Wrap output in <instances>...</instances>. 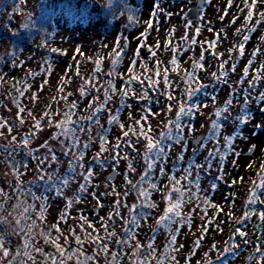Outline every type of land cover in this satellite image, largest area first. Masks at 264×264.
Masks as SVG:
<instances>
[{
  "label": "rangeland",
  "instance_id": "obj_1",
  "mask_svg": "<svg viewBox=\"0 0 264 264\" xmlns=\"http://www.w3.org/2000/svg\"><path fill=\"white\" fill-rule=\"evenodd\" d=\"M197 1L132 0V3H135L140 10L139 25L134 27L128 18L119 13L118 6L115 5L116 3L122 4L121 0H0V122H6L3 127H0V235L4 238V249L8 252L11 249L23 252V236L29 227L25 222L30 220L33 221L31 226L35 225L28 233L31 236L30 242L39 244L44 251L42 260L45 262H48L47 255L50 254L60 259L54 241L61 244L65 255L67 251L74 249L77 251L78 247L82 248L83 256L94 257L89 264H113L114 255L117 264H134L137 258L142 259V249L149 243L154 230L155 218L153 217L155 214L152 209H139L150 215L141 221L139 228L132 226L136 232V238L127 246L118 245L117 238L112 237L108 242V251L103 252L99 250V243L91 238L98 236L100 241L108 240V233L104 231L105 223L109 232L114 230L118 237H125V225L120 217H113V220H109L108 217L110 213H113L114 204L119 199L121 201L120 214L125 219L128 218V208L123 205L131 206L139 201L136 191L132 190L127 180L137 183L145 170L142 154L145 152L147 141L141 137L137 143V138L131 132L129 137L124 138L118 125L114 124L109 128L110 125L107 124L109 116L115 114L116 109L119 108L118 89L125 87V81L131 79L132 73L138 74L139 79L131 85L136 95H130L126 99L125 103L128 107L122 116L121 123L124 124V131L128 130L130 125L136 126L139 130L135 121L141 118L145 108L150 107L152 113L158 114H150L148 120L142 123L145 130L149 125L151 126L152 131L149 134L156 138L164 130L163 126L167 121L175 118L178 105L170 102L173 110L170 113L167 112L169 102L162 101L156 92L148 88L147 77L158 80L157 87L163 91L165 89L164 69H168V77L176 78L172 83L175 89L172 95L176 98L174 101H177L185 88L182 77L186 72L192 71L193 63L199 61L202 51L205 55V60L202 62L204 66L197 70L199 81L202 84L209 83L212 86L214 83L212 73L219 74L220 63L228 61L225 65V71L228 72L227 83L216 82L215 87L209 86L206 89L204 100L198 105L206 104L207 107H201L191 121L194 124V132L189 136L188 129H185V137L189 140L187 152L184 154V163L180 165L179 170L176 169L178 176L181 177L183 168L193 156L192 149L195 140L208 134L209 125L216 118L215 111L223 107L229 98H233L230 93L234 90L237 96L233 98L230 111L232 116H236L240 111V106L244 103L241 98L246 95L244 89L249 87V81L256 74L255 70L264 64V20L260 17V14L264 13V0H256V7L252 9V19L248 23H246L248 14V9L245 8L246 0H232L230 7L228 6L229 0H207V6L200 12L201 21H189L186 12L196 5ZM247 3L251 4L252 0H247ZM157 4L159 10L156 8ZM86 15L90 16L88 20ZM252 26H255V30L247 31ZM197 27L201 29L198 36L195 34ZM238 30H241L239 34ZM245 32L250 38L245 44V54L239 58L238 45ZM217 33H219V39H217ZM184 37H187V41ZM192 39L197 41L195 45H191ZM19 40H25L28 45L21 46ZM214 41L215 47L209 48L208 45ZM138 46L139 56L136 57L135 67L130 73L129 68ZM234 46L236 50L231 52L230 58L229 52L234 49ZM174 48L177 49L175 55L178 59L175 71L172 70L170 64L174 56ZM52 49L57 51L53 52ZM149 49L156 53L155 56L149 54ZM257 49L259 51L253 56V52ZM118 51L121 52V59L115 68V75L110 76L109 73L113 71V60ZM97 61L102 62L100 70L104 71L102 74L104 78L97 74ZM249 61H251L249 75L244 77L243 70ZM233 63L236 64L234 73L231 71ZM158 64L161 74L156 77ZM141 65L145 66L141 67ZM93 75L95 79H90ZM109 80H112L116 92H110L112 99L108 107H105L103 114L102 112L99 114L100 125L109 129L106 134L108 151L100 157L105 161V167L101 168L98 164L91 166L88 163L99 151L100 145L98 132L101 129L93 124L91 126L93 139L81 161L85 166V172L90 166L94 169L87 192L77 199L79 184L83 183V177L77 175L76 179L63 190L62 195L58 196L52 191H44L43 195H40L44 197L43 200L39 197L31 203L28 194L18 189V185L24 181L25 183L30 181L33 188H39L42 186L36 184V179L41 168L49 173L58 171L60 175H64L69 168L71 154L64 156L60 141L53 139L58 131L55 124L64 118V112L75 103V115L72 119L76 121L83 117V124L87 127V118L100 103L104 102V90L109 87ZM241 80L243 83H240ZM139 81H143V84ZM82 85L86 86L87 95L85 96L80 95ZM61 88L63 91H60ZM142 89L151 91L150 99H140ZM260 91H264V78L252 90L250 111L253 118L250 122L237 129L231 121H225L221 130L219 138L221 146L225 143V135L242 132L244 138H237L234 143V148L241 153L239 158L236 159L234 155L227 157L222 174L223 180L217 181L218 186L215 191L211 189V183L218 175H221L218 172L219 159L213 162L209 175H206L203 169L200 170L199 190L192 187V192L198 191L201 197L207 196L209 203L205 205L202 201L185 198L182 215H191V221L190 226L187 223L179 226V231L176 233L175 247L179 251L173 252L176 257L173 264H209V261L212 264H221L222 260L225 264H261L256 249L259 248L261 252H264V221L259 218L260 211L264 210V204H247L253 181L259 183V175L264 172V127H257V125L264 126V111L260 110L264 105L255 101V96ZM212 96L216 97L215 101L211 99ZM94 97H98L95 102H93ZM136 100H139L138 105H132ZM90 102H93L92 108H89ZM193 102L197 104L196 100ZM17 104L24 108L23 113L19 112ZM46 111L51 115L45 116ZM21 119L23 123H20ZM49 119L52 120L51 125ZM36 120L41 123L39 130L34 126ZM23 132H27V135L35 133L30 137L28 146L33 150L32 155L20 146V135ZM13 137L16 139L13 140ZM118 138L121 143L119 149L121 156L127 153L134 171H129L127 167L129 160L123 159L120 160L118 168L113 171L111 157L117 151L114 145ZM80 139L82 147V144L88 140L87 132L82 133ZM128 139L135 145V150L124 145V141ZM45 143L58 156V162L51 163V166L47 161L41 165L39 159L33 158L47 154V148L41 147ZM5 145L9 146L13 153L11 159L20 160L26 155L33 158L34 161L29 164L28 169L22 170L21 176L11 175L10 166L5 162L6 158L10 159L8 152H5ZM251 145H255V149L248 154ZM182 147V144L173 146L165 174L155 176L154 182L160 185L163 192L152 193L151 201L158 204L155 210L160 216L167 207L166 196L171 186L165 187V185H168L169 176L173 174L172 159H176ZM213 147L214 143L209 141L207 147L196 157L197 163L203 162L208 150ZM234 159L235 164H233ZM157 168L160 172L159 164L156 165ZM77 171L79 172V168ZM110 175L113 178L108 180ZM195 178L196 169H193L192 179L195 180ZM181 186L186 188L187 181H182ZM113 187L119 195L111 194ZM43 188L46 189L45 184ZM105 188L108 189L105 190ZM258 195L264 200V190H258ZM97 198H99V206ZM68 199L73 201L69 209L66 208ZM175 199L176 194L173 193V200ZM42 203L45 205L43 218L40 215L36 216V212L41 210ZM212 204L218 207L214 208ZM33 206H36V209ZM205 207L207 208L206 213L202 210ZM25 209H29L28 216ZM251 210H255V215L244 219L245 212ZM62 215L64 220L59 224V231H57V228L53 227L54 221ZM81 216L85 217L92 227H88V224L81 220ZM34 221L37 223L34 224ZM241 221L246 222L241 223ZM172 227L176 229L178 226L173 225ZM237 228L241 229L245 235H238ZM8 231H10L9 234ZM57 232L60 233L59 239L55 237L58 235ZM42 233L48 234L47 243ZM76 235L81 237L80 246L76 243ZM163 235L164 233L159 234V238L153 245L156 249V258L163 254L169 240L167 233L166 239ZM197 239H201L199 247L194 244ZM137 242L141 245L139 257L133 256V253L138 251ZM213 245L216 247L213 248ZM229 245H234V247L225 252L224 249ZM83 256H73L64 264H77V260H82ZM151 262H156V259H152ZM0 264L26 263L20 255H15L11 260L9 255L4 256L0 251ZM165 264H168V261H165Z\"/></svg>",
  "mask_w": 264,
  "mask_h": 264
},
{
  "label": "snow or ice",
  "instance_id": "obj_2",
  "mask_svg": "<svg viewBox=\"0 0 264 264\" xmlns=\"http://www.w3.org/2000/svg\"><path fill=\"white\" fill-rule=\"evenodd\" d=\"M232 4V0H229V7ZM256 7V0H252V3H247V0L245 2V8L248 9V14L246 17V23L250 22L253 16L252 9ZM157 10H159V5H156ZM155 15V13H154ZM260 17L262 20H264V13L260 14ZM234 22V21H233ZM259 23V21H258ZM27 28V25H25ZM149 27H151V24H149ZM190 27V25H189ZM211 30V29H209ZM255 26H252L247 31H254ZM201 29L197 27L195 29V34L198 36L200 34ZM241 30H238V34ZM249 35L247 32L242 35L241 42L238 45V52L240 56L242 57L245 54V44L249 40ZM217 39H219V33H217ZM184 40L187 41V37H184ZM191 45H195L197 41L195 39L191 40ZM127 47V45H125ZM158 47V45H157ZM203 47V45H201ZM209 48L215 47V41L210 43L208 45ZM236 50V46H234L233 50H230L229 55L231 58V52ZM53 52L57 51L56 49H52ZM177 49H173L174 56L172 60L170 61V64L172 66V70L175 71L176 67L178 65V59L175 55ZM259 50L253 52V56L257 54ZM149 54L152 56H155V52H153L151 49H149ZM213 55H216L213 53ZM139 56V46L137 48V51L135 53V56L132 59V64L130 65L129 72L132 73V69L135 67L136 64V57ZM219 58V57H217ZM121 59V52L116 53V57L113 60V71L109 73L110 76L115 75V68L117 66V63ZM205 60L204 51L201 52V55L199 57L198 62H194L192 66L191 72H186L185 75L182 77L183 83L186 85V87L183 90V97L184 99H181L178 102L177 106V112L174 119H169L167 123L163 126V129L160 132L159 137L154 138L149 133L152 131L151 126L149 125L147 130H145L144 125L142 121H147L149 118V115H157L158 113H152L151 108L147 107L144 109V114L141 116L139 120L135 121V125L139 126V130H137L136 126L130 125L128 130L124 131V124L120 121V112L121 109L128 107V105L125 103L126 99L132 95L135 96L136 93L132 89L131 85L133 82L138 80V74L132 73L131 79L128 81H125V87L121 89V104L120 107L116 109L115 114H111L109 116V119L107 120L108 125L116 124L119 126V128L122 130V135L124 138L129 137V133L131 132L133 136L137 138V143L139 142V139L142 137L146 143L145 152L142 154V160L145 165L144 173L141 175L140 180L137 183H133L131 180H127L128 184H131L132 190H135L137 193V199L138 203L133 204L131 206L124 204L123 207L128 208V218L125 219L120 214V206L121 201L119 199L116 200L114 204V211L113 213H110L108 219L113 220V217H120L121 221L125 225L124 227V233L125 237L120 238L117 236V233L113 230L111 232L108 231L107 224L104 225V231L108 233V240L106 241H100V238L97 237H91L94 241L99 243V250L103 252L108 251V242H110L112 237H116L117 244L120 246H127L129 243L136 238V232L134 231V228L132 226H135V228H139L141 225V221L145 219L150 213L139 211V209H154L156 208V204L151 201V194L152 190H158V185L155 181V173L154 169L157 164L160 166V175H164L166 171V165L168 161L169 154L173 148L174 145H183L181 153L176 157V163L173 165L174 168L177 170L180 169V165L183 163L184 160V154L187 152V147L189 140L185 137V129H188L189 136L194 132V124L191 122L195 115L200 111L201 107H207L206 104L204 105H197L195 104L194 98L202 91H205L209 85H203L200 83L197 70L203 68V61ZM228 63V61H222L219 65V74L217 72L212 73V78L216 82H224L227 83V76L228 72L225 71V65ZM141 67H144V65H141ZM251 67V61H249L248 65L244 68L243 74L244 77H248L249 75V68ZM50 72V67H49ZM100 70V62L97 61V67L96 71L98 72ZM236 70V64H232L231 71L234 73ZM256 74L253 76L252 80L249 81V87L247 89H244V92L246 95H243L241 98L243 99L244 103L240 106V111L236 116L231 115L230 109L233 106V98H236L237 93L233 90L230 95L233 98H229L225 105L221 108H218L214 115L215 119L211 121V124L209 125V132L206 136L197 138L194 143V147L192 149L193 156L189 159L188 164L183 168V175L177 179L175 176V173L169 176L168 179V185H165V187L171 186L170 191L168 192L166 196L167 200V207L163 213L157 220V226L158 228H163L166 230L169 240L164 248L163 254L159 257H155L156 249L153 248V243L149 242L146 249L145 257L141 260L137 258L134 261V264H150L152 259H156V264H165V261H168V264H173V262L176 260L175 255L173 254L174 251H179L175 247L176 241H177V232L179 231V226H183L184 224H189L191 221V215H182V205L186 202V197L188 200L196 199L198 201H202L205 205L209 203V200L207 196L201 197L199 195V192H192V187H195L197 190L200 188V170L203 169L204 173L206 175H209L211 173V170L213 168V162L219 159V168L218 172L221 173V175H218L215 178V181L211 183V189L213 191L217 188V181L223 180V171L224 166L227 160V157L229 155H234L236 159L239 158L241 155L240 151L236 150L234 148V143L237 138H244L242 135V132H238L234 135H225L224 136V145L221 146L219 142L221 130L224 127L225 121H231L234 128H240L241 125H246L250 122V120L253 118L250 107H251V99L250 97L253 96L252 90L257 87V83L264 78V64H262L258 69L255 70ZM168 69H164V78L163 83L165 85V89L163 91L159 90L157 87L159 84L158 80L153 79L152 77H147L148 80V88L151 89L153 92L158 93L160 96H164L167 101H169L167 105V112H171L173 110V105L170 103L171 100L174 99L172 92L175 90L172 87V82L169 80L168 77ZM161 74L159 64L157 65V69L155 72V76L159 77ZM90 79H95V75L91 77ZM139 83L143 84V81H139ZM240 83H243L241 80ZM109 87L104 90V102L100 103L92 112V114L87 118L88 119V126L85 127L83 124L84 118L81 117L80 120L74 121L72 117L75 115L74 109L76 108V104L73 103L68 111L64 112V118L60 120L58 123L55 124V127L57 128V133L54 134L53 139H57L60 141L61 145V151L63 152L64 156H69L71 154V159L69 160V168L68 171L64 175H60L58 171H53L51 173L47 172L46 170L42 169L40 170L39 174V180L42 181L46 185L45 191H52L56 195L60 196L63 193V190L70 184V182L74 181L77 177V175L83 177V183L79 184V188L77 190L76 196L77 199L81 197L82 194L87 192V188L89 186V183L91 182V179L94 174V169L90 166L87 170V172L84 171V165L81 163L83 161L85 156V150L89 148L90 142L92 141V128L91 126L93 124L98 125L101 129L100 132H98V135L100 136V145H99V151L96 153V155L92 158V161L90 164H98L101 168L105 167V161L100 159L102 154L106 151H108L106 145L108 143L106 134L108 133L109 129L105 128L103 125H100V113L105 110V106L107 103L112 99V96L110 95V92L115 93L116 89L112 82V80L108 81ZM43 87V85L41 86ZM60 91H63V88L60 89ZM98 91V90H97ZM23 95V93H21ZM71 95V93H69ZM80 95L85 96L87 95L86 86L82 85L80 88ZM35 99V97H33ZM140 99L142 100H148L149 97V91L148 89H142L140 93ZM211 99L213 101L216 100L215 96H212ZM98 100V97H94L93 102ZM255 101L260 104L264 105V91H260L255 96ZM158 102V101H154ZM17 107L19 109L20 113L24 112V108L17 104ZM89 108H92V102L89 103ZM261 111H264V107H261ZM31 115V113H29ZM45 116H50V112L46 111L44 113ZM187 121V122H186ZM23 119L20 120V123H23ZM4 123L6 122H0V127L4 126ZM49 124H52V120L49 119ZM35 128L40 129L41 123L39 120H36L35 122ZM203 127V125H202ZM258 128L264 127L261 125H257ZM9 131H11V128H9ZM87 132L88 134V140L82 144L81 147V139L80 135L82 133ZM35 133H30L29 135H26L23 140L21 141L22 147L28 150V154L32 155L33 150L30 149L28 146L30 144V137L34 136ZM63 137V139H61ZM16 138L13 137V140ZM211 141L214 143V147L212 149L208 150L207 155L204 158V161L201 163H197L196 157L200 152H202L206 147L207 143ZM124 145L126 147H132L133 150H135V145L133 142L128 139L124 141ZM42 148H47L48 152L46 155L42 157H33L40 160V164L43 165L45 161L49 162V166H51V163H57L58 162V156L56 155L55 151L48 147V144H42ZM114 148L117 150L115 152V155L111 157V160L113 162V171H115L118 166L121 159L123 160H129V157L127 153H125L123 156H121V153L119 149L121 148L120 139L118 138L117 143L114 145ZM255 145H251L249 152L251 153L254 151ZM7 151V149H5ZM235 159L233 160V164H235ZM13 167H16L15 160L12 161ZM251 166V165H249ZM129 171H134L132 162L129 160V163L127 165ZM77 168H79V172L77 171ZM193 169H196V178L195 180L192 179L193 176ZM19 174V173H18ZM243 179L242 177L240 178ZM182 181H187V187L181 186ZM233 184H235V181H233ZM258 190H264V172L259 175V183H256V181H253V188L250 192L249 198L247 200L248 205H256L258 203L264 204V200L260 198L258 195ZM173 193L176 194V199L173 200ZM23 194V193H21ZM29 195H32L31 191L28 192ZM112 195H119L116 193L115 188L113 187ZM107 195V193H105ZM125 195H127V192H125ZM34 199L36 197H33ZM41 200L44 199V197H40ZM98 200V206H99V198ZM73 204V201L71 199L67 200L66 208H71ZM199 206V205H198ZM212 207L216 208L218 207L215 204L211 205ZM44 208L45 205L41 204V210H40V217H44ZM205 213L207 212V208L202 209ZM29 209H25V212L27 213ZM252 215H255V210L246 211L244 214V219H249ZM84 223L88 224V227H92V225L86 220L85 217H80ZM259 218L261 221H264V210L260 211ZM61 221L64 220V216L62 215L59 218ZM243 223V221H241ZM172 225H177L178 227L176 229H173ZM35 225L29 226L27 229V232L30 233L31 229ZM53 227H56L55 225ZM57 231L59 229L57 228ZM82 232H83V226H82ZM236 233L240 236H244L245 233L241 231V229L237 228ZM74 234V233H73ZM157 233L154 232L153 235H156ZM42 235H45V242L47 243V235L46 233H42ZM86 238H88V234H86ZM31 236L25 234L24 235V242L22 245L23 255L27 256L28 259H32L31 256V249L32 245L30 243ZM75 240L78 246L82 244L81 237L79 235L75 236ZM3 242L4 238L3 236H0V251L3 252L4 256H8L9 252L3 248ZM67 242V238H66ZM56 244V249L58 253L60 254V259H52L51 264H64L66 260H71L73 256H83V250L82 248L78 247L77 251L73 252L72 254L65 255L63 247L57 242L54 241ZM196 247H199L201 244V239H197L194 242ZM182 247V246H181ZM216 246L213 245V248ZM234 245H229L228 248L224 249L225 252H228L231 248H233ZM137 252L133 253V256L139 257V249L141 248V245L139 242L136 243ZM256 252L259 253L261 264H264V252H261L259 248L256 249ZM17 255H20V252H17ZM94 259L93 256H83V259H78L77 264H89L90 261ZM250 259H252L250 257ZM113 264H117L115 255L112 257ZM209 264H212L211 261H209ZM221 264H225V261H221Z\"/></svg>",
  "mask_w": 264,
  "mask_h": 264
},
{
  "label": "flooded vegetation",
  "instance_id": "obj_3",
  "mask_svg": "<svg viewBox=\"0 0 264 264\" xmlns=\"http://www.w3.org/2000/svg\"><path fill=\"white\" fill-rule=\"evenodd\" d=\"M100 64H101V66H102V62H100ZM103 68V67H102ZM104 73V71H98L97 72V74H100V77L102 76V74ZM103 78H104V76H102ZM101 77V78H102ZM107 79V78H106ZM139 79V78H138ZM169 79H170V81L173 83V81H175L174 79H176V78H172V77H169ZM185 87H186V85H185ZM117 94H119V96H120V98H119V107H120V104H121V90L120 89H118V93ZM156 94H158V93H156ZM159 97H161L162 99V101H164V102H169V101H167L166 100V98L164 97V96H160L159 95ZM176 98L174 97V99L173 100H171L170 102H174L176 105H178V102L181 100V99H184V97H183V95H181V97L177 100V101H174ZM201 101L202 100H200V103H201ZM109 103V102H108ZM108 103H107V105L105 106V107H108ZM92 107H93V102H92ZM106 109V108H105ZM122 110V109H121ZM103 112L104 111H102V114H103ZM27 132H23V133H21V135H20V145H21V141L23 140V138L27 135L26 134ZM5 149H7V151H5V152H8V155H9V157H10V159H8V158H6V160H5V162H6V164H8L10 167V173H11V175L13 176V177H15V176H19L21 173H22V170H25V169H28L29 168V164L30 163H32L34 160H33V158L32 157H28L27 155L23 158V159H20V160H16V159H14L15 160V163H16V167L14 168L13 167V164H12V161H13V159H11V158H13V156H12V151H11V149L9 148V146H7V145H5ZM8 159V160H7ZM176 163V159H172V165H174ZM183 163H184V160H183ZM19 173V174H18ZM154 173H155V176H158V175H160V172H159V168H157L156 169V167H155V169H154ZM172 173H175V176H176V178H180L179 176H178V173L176 172V168H174V170H173V172ZM21 176V175H20ZM160 176H162V175H160ZM23 177V176H22ZM32 184V182H30V181H26V183H25V181L24 182H22L20 185H18V189H20V190H22V191H24V192H26L27 194H28V192H29V190L31 191V193H32V195H29L28 194V196H29V198L31 199V203H33V201H36L39 197H40V195H43V193H44V191H45V189L43 188V186H44V183L42 182V181H40L39 180V176H38V178L36 179V184L37 185H40V186H42V187H39V188H33L34 186H32L31 185ZM35 184V185H36ZM46 186V185H45ZM108 188H105V190H107ZM27 190V191H26ZM160 192H163V190L160 188V185H158V190H152V193H155V194H157V193H160ZM33 197H36L35 199L33 198ZM153 203H155V202H153ZM35 209H36V206H33ZM158 207V204H156V208ZM33 208V209H34ZM67 209H69V208H67ZM69 211V210H68ZM68 211H66V215H68ZM152 212H154V217L153 218H155V220H154V230H153V232H152V235L150 236V239H149V242H152L153 243V245L156 243V240L159 238V234H161V233H164V235H163V238L164 239H166V237H167V235H166V230H164L163 228H158V226H157V220L159 219V217H160V215H159V213L157 212V210H155V208L154 209H152ZM39 213H40V211L38 210L37 212H36V216H39ZM97 213V212H96ZM26 215L28 216V212L26 213ZM60 217L58 216L57 218H56V220L54 221V225L56 226V227H54L55 229L56 228H59V224H61L63 221H61L60 219H59ZM33 221H26L25 223H26V225L27 226H31V223H32ZM37 223V221H34V224H36ZM244 223V222H243ZM153 226V225H152ZM173 226V225H172ZM9 232L10 231H8V234H9ZM154 232H156L157 234L156 235H153V233ZM54 233H56L55 231H54ZM58 233V235H55V237H57V239H59L60 238V233L59 232H57ZM24 234H27L28 235V232H26V233H24ZM1 236V235H0ZM23 238H24V236H23ZM124 238V237H123ZM14 239H16L15 237H14ZM24 240V239H23ZM31 243V245H32V249H31V256H32V259H28V257L27 256H24L23 255V252H20V258L23 260V262L24 263H26V264H51V261H52V259H57V256H53L52 254H50V255H47V257H48V262H45V261H43L42 260V257H43V255H44V251H42V248L39 246V244L38 243H34V242H30ZM60 244V243H59ZM149 244V243H148ZM147 244V245H148ZM61 245V244H60ZM147 245L142 249L143 251H142V255H141V258L143 259L144 257H145V254H146V249H147ZM66 247V249H67V245L65 246ZM156 248V247H155ZM76 251V249H74V250H71V251H67V255H69V254H72L73 252H75ZM17 252L18 251H14L13 249H11L10 251H9V258H11V260L13 259V257L16 255V256H18L17 255ZM52 255V256H51ZM86 255H88V254H86ZM89 256V255H88ZM141 259V260H142ZM58 260V259H57ZM153 263H155L156 264V262H153ZM152 262L150 263V264H153Z\"/></svg>",
  "mask_w": 264,
  "mask_h": 264
},
{
  "label": "trees",
  "instance_id": "obj_4",
  "mask_svg": "<svg viewBox=\"0 0 264 264\" xmlns=\"http://www.w3.org/2000/svg\"><path fill=\"white\" fill-rule=\"evenodd\" d=\"M121 3L122 4L117 5L119 13L125 16V18H128V20L133 23L132 25L134 27L138 26L140 21V10L137 8V5H135V3L133 4L132 0H123ZM44 26L46 25L44 24Z\"/></svg>",
  "mask_w": 264,
  "mask_h": 264
},
{
  "label": "water",
  "instance_id": "obj_5",
  "mask_svg": "<svg viewBox=\"0 0 264 264\" xmlns=\"http://www.w3.org/2000/svg\"><path fill=\"white\" fill-rule=\"evenodd\" d=\"M205 4V2H204V0H198V3H197V5L198 6H196V7H192V8H190L189 10H188V12H187V15H188V19L190 20V21H198V20H200V18H201V16H200V14H199V9H200V7H202L203 5ZM252 153V152H251ZM250 152L248 153V154H251ZM92 161V160H91ZM113 176H115L114 175V173H113ZM116 177V176H115ZM113 177L110 175V176H108V180H111Z\"/></svg>",
  "mask_w": 264,
  "mask_h": 264
}]
</instances>
